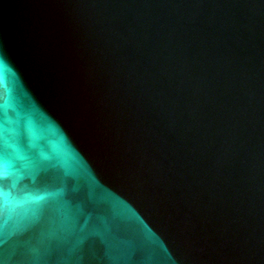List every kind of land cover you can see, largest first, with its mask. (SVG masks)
I'll return each mask as SVG.
<instances>
[{
	"label": "water",
	"instance_id": "95a60500",
	"mask_svg": "<svg viewBox=\"0 0 264 264\" xmlns=\"http://www.w3.org/2000/svg\"><path fill=\"white\" fill-rule=\"evenodd\" d=\"M0 264H264V0H0Z\"/></svg>",
	"mask_w": 264,
	"mask_h": 264
}]
</instances>
